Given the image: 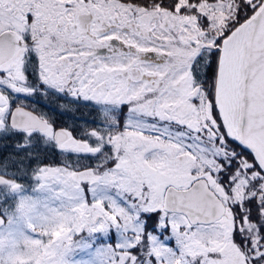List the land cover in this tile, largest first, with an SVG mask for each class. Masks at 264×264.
I'll return each mask as SVG.
<instances>
[{"label":"snow or ice","instance_id":"6c2138e0","mask_svg":"<svg viewBox=\"0 0 264 264\" xmlns=\"http://www.w3.org/2000/svg\"><path fill=\"white\" fill-rule=\"evenodd\" d=\"M0 264H264V0H0Z\"/></svg>","mask_w":264,"mask_h":264}]
</instances>
